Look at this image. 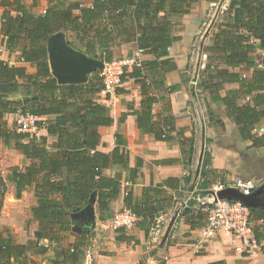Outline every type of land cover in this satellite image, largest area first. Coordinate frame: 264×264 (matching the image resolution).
Returning <instances> with one entry per match:
<instances>
[{"label": "crops", "instance_id": "1", "mask_svg": "<svg viewBox=\"0 0 264 264\" xmlns=\"http://www.w3.org/2000/svg\"><path fill=\"white\" fill-rule=\"evenodd\" d=\"M75 1H81L87 7L92 6L93 2L22 0L35 14L45 12L50 5L64 7ZM214 4L208 0H190L187 13L172 16L174 41L169 47L167 58L173 61V68L149 63L166 57L157 58L150 53L143 57V77H146L149 90L156 98L148 124H153L154 129H157L169 122L173 128L171 140L159 139L157 130L138 126L137 112L141 110L144 96L136 79L127 78L113 97L102 91L96 96L97 101L109 109L113 118L111 125L99 127L101 140L97 150L111 154L119 147L126 155V166L115 163L104 170L103 174L109 177L121 174V190L119 196L110 203L109 211L104 212L99 210L96 192L95 227L87 229L81 220L77 221L72 216L71 230L60 231L59 240L44 238L39 222L34 220L31 213L36 204L33 186L25 189L18 198L15 185L7 182L0 213V231H4L5 235L10 234L15 243L26 244L31 241L26 264L60 262L64 259V251L79 241L87 243L82 249L85 253L90 252L93 264H264L262 209H253L251 212L253 226L261 234L260 251L252 255L240 253L230 243V235L223 232L205 241L200 249L197 248L206 213L193 199L196 192L205 191L216 183L231 184L238 177L253 179L257 186L264 183V131H259L260 127L264 128V104L255 105L254 102L260 93H264V86L258 79L259 71L255 67L257 53L249 54L254 66L242 63L228 67L238 78L222 82L219 89L210 93L197 86L206 57H200L196 46L199 44L203 53V46L208 45L213 32L218 31L214 30V24L224 19L223 12L229 0ZM2 11L0 7V32ZM13 13L17 14L15 11ZM73 13L79 16L80 10ZM59 32L64 33L68 44L75 37L71 30ZM112 49L114 58H120L133 54L139 46L136 41L125 42L122 38H115ZM0 60L24 66L32 74L37 71L36 64L20 61V54L10 53L5 44L0 45ZM98 73L100 75L99 71L90 74L87 82ZM232 96L239 107L249 104L261 115L250 137L243 136L240 120L235 118L233 110L226 103L225 99ZM15 116H6L9 127H14ZM35 133L47 136V146L53 149L57 137L50 136L45 128H39ZM116 135H120L122 144H118ZM205 152L209 155V163L206 167L208 173L203 176ZM30 162L12 145L0 142V172L3 177H7L12 167L23 168ZM129 192L134 204L145 205L148 209L168 210L173 203L186 207L165 225L161 239L154 243L149 238L150 223L142 216L133 229L104 228V221L126 207L125 198ZM37 231L40 232V238L36 236ZM69 263L66 261L65 264ZM83 263V258L77 262Z\"/></svg>", "mask_w": 264, "mask_h": 264}, {"label": "trees", "instance_id": "2", "mask_svg": "<svg viewBox=\"0 0 264 264\" xmlns=\"http://www.w3.org/2000/svg\"><path fill=\"white\" fill-rule=\"evenodd\" d=\"M208 1L218 4L224 0ZM189 5L190 0H93L92 6L87 7L81 1H75L64 7L50 5L45 12L35 14L22 0H0L3 9L0 45L5 44L10 53H19L20 61L37 67L36 73L32 74L24 66L0 60V142L12 145L31 160L23 168L12 167L7 177L0 172V213L7 182L15 185L18 198L25 189L33 186L36 204L31 209L32 216L39 222L44 238L59 240V232L71 230L72 215L82 210L93 192H97L99 210L104 212L109 211L110 203L121 190V174L109 177L103 172L110 164L126 166V155L119 147L111 154L97 150L101 140L99 127L113 122L109 109L96 99L104 88L102 77L98 73L87 83L59 84L50 70L49 37L59 31L71 30L75 37L69 40L70 45L92 58L105 61L114 58L115 38L136 41L145 54L166 57L161 61H150V64L160 63L173 68V61L167 58L174 41L172 16L187 13ZM75 10H80L79 16H74ZM223 13L224 19L213 27L218 31H214L211 42L203 46L206 64L197 81L199 88L210 93L219 89L222 82L238 78L228 67L242 63L254 66L249 54L258 55V51L264 49V0H229ZM144 66L145 61L142 67H134L122 76V82L134 78L141 85L144 98L141 110L137 112L138 126L157 130L159 139L171 140L173 128L169 122L157 129L148 124L156 98L143 77ZM255 67L261 86H264V72L257 67V62ZM17 95L21 97L16 98ZM225 100L235 118L240 120L243 136L250 137L260 113L249 104L239 107L233 96ZM254 102L255 105L264 104V93H260ZM27 112L39 118L38 129L45 128L50 136L57 137L52 150L47 146V136L20 132L15 126H8V114ZM116 140L118 144L123 143L120 135H116ZM208 163L209 155L205 152L203 176L208 173ZM125 204L150 224L160 212L167 210L134 204L131 192L126 196ZM255 234L261 241L257 229ZM86 244L85 241L76 242L64 251L62 261L49 264H65L66 261L77 264L85 257L82 247ZM31 247V241L15 243L10 234L0 231V264H26Z\"/></svg>", "mask_w": 264, "mask_h": 264}, {"label": "built area", "instance_id": "3", "mask_svg": "<svg viewBox=\"0 0 264 264\" xmlns=\"http://www.w3.org/2000/svg\"><path fill=\"white\" fill-rule=\"evenodd\" d=\"M216 5V4H214ZM200 57H206L200 50ZM144 51L138 49L131 55L113 58L104 62V68L100 71L103 81L102 92L107 96L113 97L117 88L123 83L122 76L126 71L134 67H142L144 62ZM257 67L264 72V49L258 51ZM39 118L32 113H17L15 116V128L20 132H35L38 129ZM259 131H264L263 127ZM232 187L238 189L245 195L251 194L258 186L255 180L250 178H236L231 184L216 183L212 185L205 193L196 192L193 199L199 204L202 211L206 213V222L201 230L197 248L205 241L217 237L221 232L230 235V243L235 246L236 250L245 255H252L261 248L255 234V229L251 219V208L245 203L238 200L222 199L218 197V191ZM184 204L173 203L165 211L160 212L149 228V238L151 242L161 239L166 224L174 217L178 216ZM142 218L137 215L131 208L124 207L115 213L109 220L104 221L103 226L106 229H133L137 226ZM83 264H93V257L90 252L86 251Z\"/></svg>", "mask_w": 264, "mask_h": 264}, {"label": "water", "instance_id": "4", "mask_svg": "<svg viewBox=\"0 0 264 264\" xmlns=\"http://www.w3.org/2000/svg\"><path fill=\"white\" fill-rule=\"evenodd\" d=\"M48 57L52 75L59 84H83L88 76L94 72H100L104 68V61L88 56L86 53L73 48L65 39L62 32H57L48 39ZM218 197L222 199L238 200L245 203L251 209L264 211V183L258 186L251 194L245 195L238 189L227 187L218 191ZM96 192H93L87 205L72 216L77 221H82L87 229L96 225L95 215ZM76 230V227H74ZM38 238L40 232H36Z\"/></svg>", "mask_w": 264, "mask_h": 264}, {"label": "rangeland", "instance_id": "5", "mask_svg": "<svg viewBox=\"0 0 264 264\" xmlns=\"http://www.w3.org/2000/svg\"><path fill=\"white\" fill-rule=\"evenodd\" d=\"M208 14H212V13H211V12H210V13L208 12ZM211 16H212V15H210V16L207 17L208 21L211 19ZM196 49H197V48H196ZM195 52H196V51H195ZM14 126H15V124H14ZM198 192H202V191H198Z\"/></svg>", "mask_w": 264, "mask_h": 264}]
</instances>
